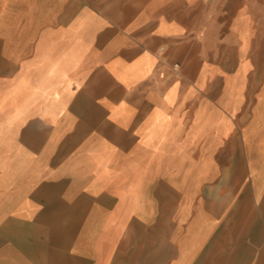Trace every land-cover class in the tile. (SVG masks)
<instances>
[{
	"label": "crops",
	"instance_id": "0c3cea01",
	"mask_svg": "<svg viewBox=\"0 0 264 264\" xmlns=\"http://www.w3.org/2000/svg\"><path fill=\"white\" fill-rule=\"evenodd\" d=\"M0 264H264V0H0Z\"/></svg>",
	"mask_w": 264,
	"mask_h": 264
}]
</instances>
